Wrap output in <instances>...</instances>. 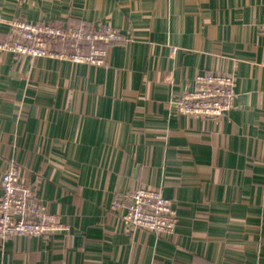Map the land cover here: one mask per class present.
<instances>
[{"label": "crops", "instance_id": "obj_1", "mask_svg": "<svg viewBox=\"0 0 264 264\" xmlns=\"http://www.w3.org/2000/svg\"><path fill=\"white\" fill-rule=\"evenodd\" d=\"M14 20L130 41L104 66L0 54V181L15 164L70 227L10 238L0 264H264V0H0V38ZM219 72L236 75L224 119L177 113ZM140 187L175 202L173 237L113 209Z\"/></svg>", "mask_w": 264, "mask_h": 264}, {"label": "built area", "instance_id": "obj_2", "mask_svg": "<svg viewBox=\"0 0 264 264\" xmlns=\"http://www.w3.org/2000/svg\"><path fill=\"white\" fill-rule=\"evenodd\" d=\"M128 41L111 24L61 27L14 20L7 36L0 38V54L104 66L110 46ZM235 86L236 75L231 72L198 75L194 89L183 92L174 107L184 116L220 121L235 107ZM0 188V244L17 236L49 238L69 232L70 227L35 196L34 186L22 178L15 164L3 172ZM112 207L130 229H144L164 238L176 233L179 216L175 202L159 189L140 187L118 194Z\"/></svg>", "mask_w": 264, "mask_h": 264}]
</instances>
